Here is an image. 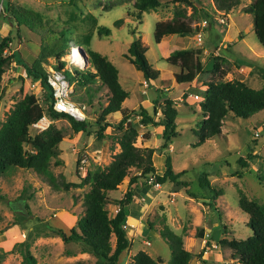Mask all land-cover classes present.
<instances>
[{
  "label": "rangeland",
  "instance_id": "1",
  "mask_svg": "<svg viewBox=\"0 0 264 264\" xmlns=\"http://www.w3.org/2000/svg\"><path fill=\"white\" fill-rule=\"evenodd\" d=\"M8 1L39 12L56 32L65 29L71 45L80 47L82 56H88L90 47L108 57L119 70L123 87L130 93L123 106L126 112H134L129 121L139 131L136 146L156 149L153 163L159 175L165 172L169 155L174 171H187L180 179L188 181L189 190L198 195V198L191 197L186 188L173 191L172 182L154 190L141 178L132 203L139 221L132 223L130 215L127 217L124 229L131 244L121 255L119 264H132L139 251L155 259L161 258L162 264H170L173 254L161 235L166 227L183 235L185 249L194 255L190 264H235L237 259L230 249L215 240H210L211 246H208L207 241L211 231L218 227L222 229L220 238L229 241H243L253 233L248 226L249 216L240 209L238 202L243 192L249 199L264 205V183L258 178L264 171V110L249 119L229 115L221 134L200 145L195 130L199 129L202 119L199 112L205 83L237 79L252 88H264V47L255 34L253 15L243 12V7L254 0H241L239 8L228 14L227 25H217L213 21L203 47L191 46L200 49L204 63L211 55L224 58L220 72L201 73L190 85L176 83L174 75L179 67L166 61L176 49H171L172 41L155 43L156 25L176 20L195 27L207 18V13L213 15L214 20L220 14L214 11V0H158L155 8L143 12L141 20L137 19L135 0ZM6 3L7 0H0V41L10 31L17 30L4 14ZM209 21L211 23V19ZM99 26L109 27L110 34L99 32ZM19 29L24 44L15 42L6 53L11 55L13 50L19 49L23 59L32 65L39 55L41 39L38 32L24 25ZM87 36H90V46L84 42ZM173 37L180 42L179 36ZM136 38L147 48V62L159 70L158 79L150 87L145 86L143 74L125 57ZM194 38V33L185 36L191 44H195ZM51 61L53 59L48 58L43 66ZM74 82L72 99L88 105L87 128L76 132L67 118L53 121V126L64 135L58 145L59 154L52 159V163L58 160L60 164H52L48 171L56 177L58 189L52 188L45 177L31 169L11 167L0 174V264H75L96 260L94 255L83 253L81 245L63 242L51 228L64 229V221L69 233V227L77 226L85 212L83 196L90 183L75 184L84 183L90 172L107 168L120 153L123 132L118 124L122 115L118 112L104 116L110 92L99 79L85 85ZM26 93H36L40 100L44 97L40 80L29 77L26 69L13 61L6 68L0 88V126ZM167 98L173 99L178 111L177 133L167 147L162 148L164 127L143 125L138 113L142 105L155 115L156 121H162ZM30 132L35 134L36 130L32 128ZM250 153L256 157L250 158ZM240 157L249 161V167H241ZM81 159H85V163L82 164ZM204 172L210 174V182L222 193L216 199L209 189L200 185L199 177ZM138 174L139 170L132 168L123 183L109 192L115 199L107 206L110 215L118 211L130 178ZM63 183L73 185L66 189ZM19 200L28 207L25 212L14 209ZM111 240L114 248V234Z\"/></svg>",
  "mask_w": 264,
  "mask_h": 264
},
{
  "label": "trees",
  "instance_id": "2",
  "mask_svg": "<svg viewBox=\"0 0 264 264\" xmlns=\"http://www.w3.org/2000/svg\"><path fill=\"white\" fill-rule=\"evenodd\" d=\"M178 1L189 2L190 0ZM157 2L158 0H135L134 6L137 10V19L141 20L143 12L155 8ZM214 4L215 12L228 15L239 8L241 0H214ZM4 12L6 18L17 26V30L14 33L10 31L7 37L0 41V88L6 68L15 61L26 69L29 77L40 80V85L44 90L43 103L52 104L53 96L46 81V69L43 63L48 58H52L58 63L57 68L63 69L65 62L61 59L74 46L71 45L67 31L65 29L58 32L54 31L51 25L44 22L42 14L11 4L8 0ZM243 12L253 15L255 34L264 47V0L252 1L249 5L243 7ZM207 18L211 19L212 25L213 15L207 13ZM21 25L30 28L34 33L38 32L41 39L39 55L35 57V62L32 65L23 59L19 49L13 50L11 55L6 53V50L11 49L15 42L24 44V38L19 29ZM108 28L99 26L98 31L109 35L110 29ZM198 29V26L193 27L184 21L158 22L154 40L158 44L164 37L191 35L195 34ZM84 42L90 46V36L85 37ZM87 52L90 65L85 70L76 68L74 73L67 71V77L71 81H77L82 85L99 79L103 85L107 86L110 96L103 114L107 116L120 112L122 115V119L118 124V129L123 132L119 142L121 151L107 168L90 172L84 183L75 184L81 186L90 183L89 190L83 196L85 212L78 220L77 226L70 227L69 233L61 228L55 229L52 227L51 229L62 238L63 242L79 244L83 253H90L96 257L94 262L78 261L75 264H119L121 255L131 244L124 225L130 215L135 189L141 178H144L147 183L148 178L154 176L156 181L162 185L172 182L173 191L186 188L191 197L198 198V195L189 190L190 183L188 181L180 179L187 171H174L172 158L169 155L166 159V170L162 175H159L153 163V154L156 149L136 146L139 131L129 121L134 112H126L123 107V103L130 93L120 81L119 70L102 53L90 47ZM146 52L147 48L143 45V42L136 38L125 57L143 74L148 87H150L158 79L159 70L152 68L147 62ZM223 58L220 55H211L204 63L200 49L186 48L173 51L166 58V61L179 67V72L174 75L176 83L190 85L201 73L220 72ZM205 86L206 90L201 93V111L199 112L202 119L200 120L199 129L195 130L199 145L220 135L224 120L229 115L233 114L236 117L249 119L264 110V88L255 89L237 79L209 81L205 83ZM162 113L164 119L156 121L155 115L150 114L141 105L138 115L141 117L143 125L152 124L164 127L163 137L165 143L162 148H166L171 138L176 136L177 133L175 130L178 111L174 106L173 99H166ZM43 114L42 100L37 97L36 93H26L15 104L6 120L2 122L0 126V174L11 167L31 169L38 175L45 177L52 188L58 189L56 177L48 174V171L52 164H60L58 160L52 163V159L58 156V145L64 139V135L60 129L53 126V123L47 130L32 134L30 132L32 124L37 122ZM48 114L53 120L59 118L69 119L76 132L86 131L87 120L77 121L67 114L55 112L51 106ZM104 128L103 126L102 130ZM249 157L254 158L256 155L250 153ZM238 161L241 167H249V161L245 157H240ZM132 168L138 169L140 174L130 178L129 187L119 202L118 211L110 215L107 206L114 203L115 199L109 196V192L116 190L123 183ZM209 175L208 172L202 173L199 182L201 187L209 189L214 199H216L222 193L214 188ZM258 178L264 183V171L258 175ZM63 184L66 189L73 185L71 183ZM205 203L211 205L210 201L205 200ZM238 203L240 209L249 216L248 226L253 232L252 235L243 241L235 239L229 241L220 238L222 229L218 227L211 231L207 245L211 246L209 241L215 240L223 247L230 249L232 256L237 259L235 264H264V205L249 199L243 192L240 194ZM26 208L28 207L26 206ZM113 234L116 237L114 248L111 240ZM161 235L173 254L170 264H190L194 255L185 249L183 235L175 233L169 227H166ZM162 263L161 258L155 259L145 251H139L132 262V264Z\"/></svg>",
  "mask_w": 264,
  "mask_h": 264
},
{
  "label": "built area",
  "instance_id": "3",
  "mask_svg": "<svg viewBox=\"0 0 264 264\" xmlns=\"http://www.w3.org/2000/svg\"><path fill=\"white\" fill-rule=\"evenodd\" d=\"M227 16L229 15L220 13L219 15L215 16L214 21L217 25H227L229 21ZM210 25L211 23L208 18H205L199 24V29L194 34L196 46L203 47L204 39L208 35V27ZM79 51L80 50H78L77 47H74L67 55L62 57L61 60L65 62V66L63 67V69L57 68L58 63L54 59L53 61L45 65L46 81L51 89L53 100L52 104H44L42 102L44 107V114L37 122L32 124V128L36 130V133H41L47 130L53 123L54 120L48 114L50 106L55 112L67 114L76 119L77 121H86L88 119V105L83 101H74L72 99V94L75 93V82L71 81L66 74L67 71L74 73L76 68L85 70L81 67L73 65L74 63L72 58L74 57V55H76V57L79 58L85 64V56H82ZM145 86L148 87L146 81ZM85 161V159H81L82 164L85 163ZM147 184L150 186V188L154 190H159L162 187V184L156 181L154 176L148 178ZM125 227L126 226H124V228Z\"/></svg>",
  "mask_w": 264,
  "mask_h": 264
},
{
  "label": "crops",
  "instance_id": "4",
  "mask_svg": "<svg viewBox=\"0 0 264 264\" xmlns=\"http://www.w3.org/2000/svg\"><path fill=\"white\" fill-rule=\"evenodd\" d=\"M253 27H254V25H253ZM175 36V35H174ZM177 36H179V35H177ZM180 37V39H179V41L180 42H177L176 41V38L175 37H173V35L172 36H167V37H164L163 39H162V41H172L173 43H172V46H171V49H186V48H192L191 46H195V44H191L189 41H186L185 40V36H179ZM243 39H244V36H243ZM161 41V42H162ZM160 42V43H161ZM181 45H183V46H181ZM167 54V53H166ZM165 54V55H166ZM149 100V99H148ZM149 105H150V103H149ZM124 107V106H123ZM124 109H126L125 107H124ZM129 109V108H128ZM137 212L136 211H134L133 209H132V207H131V209H130V219H131V222L132 223H137V221H139V219H138V217H137ZM62 224H63V226H62V228H64L63 230L64 231H67L65 228H67L66 226H67V224H66V222H64V221H62ZM70 228V227H69Z\"/></svg>",
  "mask_w": 264,
  "mask_h": 264
},
{
  "label": "water",
  "instance_id": "5",
  "mask_svg": "<svg viewBox=\"0 0 264 264\" xmlns=\"http://www.w3.org/2000/svg\"><path fill=\"white\" fill-rule=\"evenodd\" d=\"M77 49L80 50V47H77ZM85 59H86L85 64L90 65V61H89L88 56L87 57L85 56ZM14 209L25 212L26 211V204L24 203L23 200H19L18 202H16V204H14Z\"/></svg>",
  "mask_w": 264,
  "mask_h": 264
},
{
  "label": "bare ground",
  "instance_id": "6",
  "mask_svg": "<svg viewBox=\"0 0 264 264\" xmlns=\"http://www.w3.org/2000/svg\"><path fill=\"white\" fill-rule=\"evenodd\" d=\"M72 60H73V63H74L73 65L85 69L86 65L79 58H77L76 55H74Z\"/></svg>",
  "mask_w": 264,
  "mask_h": 264
}]
</instances>
